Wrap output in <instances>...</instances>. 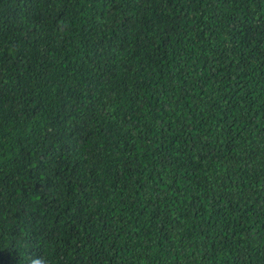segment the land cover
Returning <instances> with one entry per match:
<instances>
[{"label":"trees","instance_id":"trees-1","mask_svg":"<svg viewBox=\"0 0 264 264\" xmlns=\"http://www.w3.org/2000/svg\"><path fill=\"white\" fill-rule=\"evenodd\" d=\"M264 264V0H0V264Z\"/></svg>","mask_w":264,"mask_h":264},{"label":"clouds","instance_id":"clouds-1","mask_svg":"<svg viewBox=\"0 0 264 264\" xmlns=\"http://www.w3.org/2000/svg\"><path fill=\"white\" fill-rule=\"evenodd\" d=\"M30 264H49V261L45 257L32 258Z\"/></svg>","mask_w":264,"mask_h":264}]
</instances>
